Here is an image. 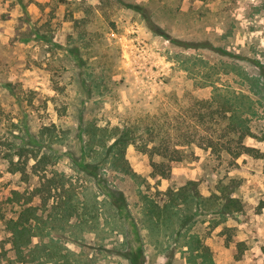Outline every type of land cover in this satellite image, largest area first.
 Masks as SVG:
<instances>
[{"label": "rangeland", "instance_id": "374dc122", "mask_svg": "<svg viewBox=\"0 0 264 264\" xmlns=\"http://www.w3.org/2000/svg\"><path fill=\"white\" fill-rule=\"evenodd\" d=\"M259 70L264 0H0V214L16 218L6 200L28 186L6 171L3 154L41 137L45 145L47 129L55 128L61 141L50 145L57 157L50 177L62 179L80 205L89 200L97 207L90 218L97 210L108 226L101 233L76 226L81 214L49 222L38 206L35 242L59 241L78 264L92 255L94 264H264V98L250 91L248 79ZM218 91L251 99L254 113L245 117L257 137L245 143L261 158H217L192 146L190 158L171 163L169 178L157 181L148 156L133 145L125 160L134 176L92 151L103 135L98 126L169 120ZM87 162L107 163L93 178L76 168ZM188 182L200 198L179 203L167 224L148 213L146 199L170 186L191 188ZM10 237L0 219V264H32L15 253Z\"/></svg>", "mask_w": 264, "mask_h": 264}, {"label": "trees", "instance_id": "16d2710c", "mask_svg": "<svg viewBox=\"0 0 264 264\" xmlns=\"http://www.w3.org/2000/svg\"><path fill=\"white\" fill-rule=\"evenodd\" d=\"M169 40L178 46H183L179 40ZM194 46L209 48L202 44L187 45V47ZM217 51L222 56L228 55L226 51ZM248 79L251 81L250 91L254 95H259V98H264V70H259L254 78L249 77ZM243 98H247L249 103L244 104ZM250 100L246 95L241 96L240 99V96H232L229 93L222 94L218 91L211 99H199L194 102L190 108L186 109L189 113L177 114V117L169 120L166 118L158 122L153 117H149L147 124L136 121L131 127L115 126L111 130L98 126L96 129L103 135L96 139V150L92 151L103 161L112 159V162H109L111 166L123 174L134 176L125 160L127 147L133 145L136 151L148 156L152 169L150 177L153 179H168L170 164L187 161L192 155L190 152L192 146L209 150L217 158L229 157L232 160H238L244 155L261 158V152L257 148L245 143L247 138L257 137L252 133L248 119L245 117V114L252 115L254 113ZM140 129H143V133H140ZM47 130V144H41L45 142V139L41 137L36 144H21L18 148L15 147L14 150L12 149L11 152L2 156L7 160L6 171L11 175H19L18 183L28 186L23 191L12 189L11 196L6 200L12 205L14 212H17V217L7 219L0 214V219L4 221L6 230L11 235L10 244L15 253L23 259H30V262L34 264H47V257L58 253L54 248H48L45 245H32V238L37 235V231L32 233V230L38 206L42 210L48 211L46 220L49 222L55 220L67 222L73 215L80 217L78 209L81 207L83 215L92 214V209H95V206L93 208L88 202L80 205V200L77 202L76 194L67 190L62 179L55 176L50 177L49 168L56 163L52 162V156L57 159L50 149V145L60 142L61 138L55 128ZM107 132H112V134ZM95 133H93L94 136ZM40 136L44 135L40 132ZM110 139H113L111 143ZM0 145H3L2 141H0ZM89 147L92 148L91 145ZM28 152L31 154L29 155ZM22 157H24V162H21ZM15 158L16 160H14ZM29 159L35 161L31 167L28 166ZM105 163L107 162L80 163L76 168L90 177L97 178L96 171L99 170L100 173ZM34 178L35 181H33ZM18 185L17 187H19ZM187 186H191V188L170 186L162 193L157 191L158 201L146 199L148 213L156 218H162L163 223L167 224L169 212L179 203H186L195 196L200 198L196 183L188 182ZM160 195L162 197H159ZM35 200L40 204L35 205ZM230 201H234L231 202L232 205L235 204V200ZM225 208V205L222 206L220 214L225 211ZM131 264L144 263H138L133 259Z\"/></svg>", "mask_w": 264, "mask_h": 264}, {"label": "crops", "instance_id": "0c3cea01", "mask_svg": "<svg viewBox=\"0 0 264 264\" xmlns=\"http://www.w3.org/2000/svg\"><path fill=\"white\" fill-rule=\"evenodd\" d=\"M157 179H159V178H157ZM162 179V178H161ZM157 181H160V179L159 180H157ZM161 183V182H160ZM161 191H165V190H161ZM89 200H86V202H88ZM92 201V200H91ZM85 202V203H86ZM106 204L107 205H109V206H112V208H115L114 207V204L113 203H109V202H106ZM95 208H97L96 206H95ZM117 209V208H116ZM84 212H86V211H84ZM81 215H82V221L81 222H79V224L78 225H76V226H80L81 228L83 227V226H87V227H89L91 230H94V231H96L97 233H101L102 231H103V229L105 228V227H107L108 225H107V223H105L104 221L105 220H103L102 218H101V220L99 221V219H98V212H97V210H96V214H95V217L93 218V219H91L90 218V214H87V215H83V210H82V212L80 213ZM101 222V223H100ZM68 223H53V225H55V226H59V227H61V228H59V229H64V227H62V226H64V225H67ZM33 227H35V226H33ZM96 233V234H97ZM37 242V241H36ZM35 241H34V238H32V245H35V244H37V245H39V246H43V245H45V244H43V243H41V244H39L40 242H37L36 243ZM54 243V245H45V246H47L48 248H54L58 253L56 254V255H53V256H50V257H47L48 259L46 260V262H47V264H78V262L80 261V257H78V256H75V255H73V256H69L68 254H67V252H65V251H67L66 249H64L62 246H60L59 245V241H55V242H53ZM90 257V259H88V258H86L87 259V261H88V263L89 264H94V263H96L95 262V260H96V255L95 256H89ZM92 258V259H91ZM158 259H160V257H159V255L158 256H156L155 257V259L153 260V261H156L157 262V260ZM121 260V261H120ZM119 261V263H117V264H130V262H128V261H124V260H122V259H120ZM99 261V260H98ZM97 261V262H98ZM85 262V261H84ZM151 260L149 261V259H147L146 260V263L145 264H151ZM155 263V262H154ZM32 264H34V263H32ZM170 264H173V261L170 263Z\"/></svg>", "mask_w": 264, "mask_h": 264}]
</instances>
